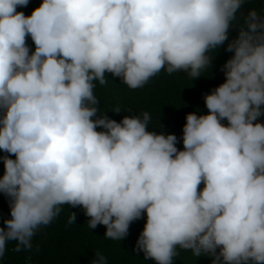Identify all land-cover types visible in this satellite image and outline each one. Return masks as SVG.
<instances>
[{"label":"clouds","instance_id":"9594fccd","mask_svg":"<svg viewBox=\"0 0 264 264\" xmlns=\"http://www.w3.org/2000/svg\"><path fill=\"white\" fill-rule=\"evenodd\" d=\"M29 2L0 0V193L10 209L0 258L10 242L31 250L68 205L116 241L146 215L135 250L156 264H173L178 249L211 264H264V8L42 0L17 11ZM225 44L224 82L204 95L207 114L186 115L182 150L176 135L149 131L147 111L119 122L101 113L95 89L107 74L132 90L161 71L194 80ZM90 264L108 258L97 250Z\"/></svg>","mask_w":264,"mask_h":264},{"label":"trees","instance_id":"16d2710c","mask_svg":"<svg viewBox=\"0 0 264 264\" xmlns=\"http://www.w3.org/2000/svg\"><path fill=\"white\" fill-rule=\"evenodd\" d=\"M41 2L42 0H30L27 7L18 6L17 11L30 15ZM247 8H264V0H253L246 6L245 11ZM235 35L236 32L231 31L230 38ZM27 43L34 50L35 46L30 37L27 38ZM225 47L226 44L217 53H210L215 55L212 68L194 80L183 72L169 75L161 71L143 88L132 90L123 85L119 78L107 74L108 84L100 86L97 82L95 89L101 113L106 111L109 118L119 122L125 115L147 111L152 117L149 131L176 135V146L182 150V129L186 123V115L192 112L207 114L204 95L224 82L221 67L232 55L225 51ZM115 106L123 110L114 113L111 109ZM0 155L5 153L0 151ZM3 171V163L0 161V177ZM71 212L76 213V220L69 225L67 219ZM7 218H10L8 198L0 193V225ZM88 219L83 208L63 206L59 217L35 234L31 250L15 252V242H10L4 257L0 258V264H90L97 250L108 258V264H156L154 260H145L143 253L135 250L146 215L130 224L128 235L121 241L106 239L104 225L89 229ZM178 252L173 264H211L212 258L206 254L196 257L191 251L178 249Z\"/></svg>","mask_w":264,"mask_h":264}]
</instances>
